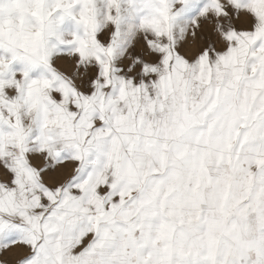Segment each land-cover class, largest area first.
I'll return each mask as SVG.
<instances>
[{"label":"snow or ice","instance_id":"6c2138e0","mask_svg":"<svg viewBox=\"0 0 264 264\" xmlns=\"http://www.w3.org/2000/svg\"><path fill=\"white\" fill-rule=\"evenodd\" d=\"M0 264H264V0H0Z\"/></svg>","mask_w":264,"mask_h":264}]
</instances>
